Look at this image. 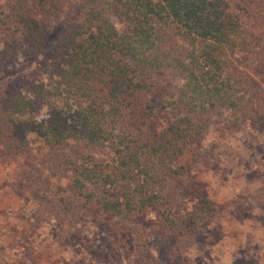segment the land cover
<instances>
[{"label": "trees", "instance_id": "obj_1", "mask_svg": "<svg viewBox=\"0 0 264 264\" xmlns=\"http://www.w3.org/2000/svg\"><path fill=\"white\" fill-rule=\"evenodd\" d=\"M90 1L66 10L69 0H0L1 141L15 153L34 134L44 142L70 175L61 191L105 225L96 242L127 249L152 211L154 245L185 256L217 209L200 192L180 215L167 205L168 181L215 122L264 126V88L247 72L262 44L235 1ZM58 28L65 52L36 65Z\"/></svg>", "mask_w": 264, "mask_h": 264}, {"label": "rangeland", "instance_id": "obj_2", "mask_svg": "<svg viewBox=\"0 0 264 264\" xmlns=\"http://www.w3.org/2000/svg\"><path fill=\"white\" fill-rule=\"evenodd\" d=\"M230 2L247 8L246 22L262 44L259 61L250 59L247 72L264 88V0ZM81 3L69 0L66 10H77ZM54 34L36 65H52L65 52L67 33L58 28ZM1 140L0 264H242L250 259L264 264L263 125L233 129L219 120L179 160L184 170L168 181V207L188 214L194 198L204 192L217 209L216 221L179 257L171 247L157 248L152 242V211L131 233L127 249L114 246L110 238L96 242L105 225L84 217L81 200L61 191L70 175L44 142L34 134L30 147L15 153Z\"/></svg>", "mask_w": 264, "mask_h": 264}]
</instances>
